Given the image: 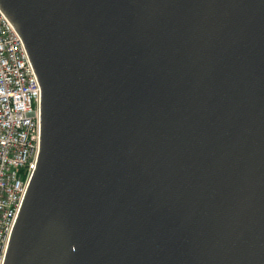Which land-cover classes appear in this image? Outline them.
Returning <instances> with one entry per match:
<instances>
[{
	"label": "water",
	"instance_id": "95a60500",
	"mask_svg": "<svg viewBox=\"0 0 264 264\" xmlns=\"http://www.w3.org/2000/svg\"><path fill=\"white\" fill-rule=\"evenodd\" d=\"M40 88L4 264H264V0H0Z\"/></svg>",
	"mask_w": 264,
	"mask_h": 264
},
{
	"label": "built area",
	"instance_id": "2783aa9c",
	"mask_svg": "<svg viewBox=\"0 0 264 264\" xmlns=\"http://www.w3.org/2000/svg\"><path fill=\"white\" fill-rule=\"evenodd\" d=\"M40 101L23 40L0 9V264L37 164Z\"/></svg>",
	"mask_w": 264,
	"mask_h": 264
}]
</instances>
